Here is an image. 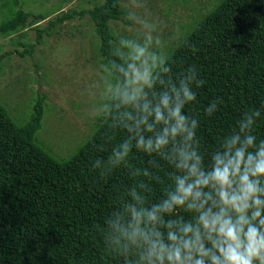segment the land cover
Wrapping results in <instances>:
<instances>
[{"label": "trees", "instance_id": "trees-1", "mask_svg": "<svg viewBox=\"0 0 264 264\" xmlns=\"http://www.w3.org/2000/svg\"><path fill=\"white\" fill-rule=\"evenodd\" d=\"M123 15L120 0H103L90 9L61 13L43 28L39 21L44 15L21 8L0 22L4 37L35 27V43L16 51L23 57L32 55L57 24L88 16L115 88L93 134L67 160H57L37 140L44 97L37 98L23 125L0 104V264H137L135 249L125 251L112 243L111 225L133 187L146 186V191L141 187L137 191L145 195L146 204L157 202L172 169L160 157L138 151L135 140L127 161L118 168L94 166L98 158L106 162L113 147L131 138L120 117L125 109L117 107L116 99L124 83L118 68L126 67L128 56L110 27ZM11 53L0 54V65ZM164 60L173 80L195 67L203 81L200 87L193 84L196 100L184 111L199 120L196 135L207 163L244 112L264 104V0H219ZM213 100L219 101L218 110L207 116L204 109ZM254 135L257 142L264 139V109ZM145 169L148 175L143 174Z\"/></svg>", "mask_w": 264, "mask_h": 264}, {"label": "clouds", "instance_id": "clouds-1", "mask_svg": "<svg viewBox=\"0 0 264 264\" xmlns=\"http://www.w3.org/2000/svg\"><path fill=\"white\" fill-rule=\"evenodd\" d=\"M127 60L118 68L124 83L116 99L131 138L94 166L118 168L135 140L138 151L160 157L172 171L155 203L146 204L137 191L146 186L130 190L111 225L112 243L135 249L137 264H264V139L257 142L254 135L264 104L244 112L206 163L196 135L199 120L184 111L196 100L193 84H203L195 67L173 80L166 60L136 44ZM218 104L210 102L205 114L212 116Z\"/></svg>", "mask_w": 264, "mask_h": 264}, {"label": "rangeland", "instance_id": "rangeland-1", "mask_svg": "<svg viewBox=\"0 0 264 264\" xmlns=\"http://www.w3.org/2000/svg\"><path fill=\"white\" fill-rule=\"evenodd\" d=\"M102 1L18 0L14 7L11 0H0V22L21 8L44 15L39 21L43 28L61 13L90 9ZM218 1L120 0L124 15L110 22V27L127 56L136 44L164 59ZM35 38L34 26L10 36L0 35V54L12 52L0 65V104L23 125L37 98L44 97L37 140L57 160H67L91 137L115 88L110 70L98 54L99 38L88 16L57 24L32 55L16 53L35 43Z\"/></svg>", "mask_w": 264, "mask_h": 264}]
</instances>
